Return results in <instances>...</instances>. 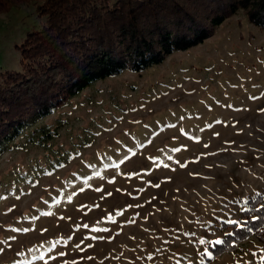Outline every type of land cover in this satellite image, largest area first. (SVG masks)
<instances>
[{"label":"rangeland","instance_id":"1","mask_svg":"<svg viewBox=\"0 0 264 264\" xmlns=\"http://www.w3.org/2000/svg\"><path fill=\"white\" fill-rule=\"evenodd\" d=\"M42 22L34 3L0 14V73ZM262 109L264 30L242 10L141 74L96 81L0 153V264H259L256 235L211 261L199 241L264 192Z\"/></svg>","mask_w":264,"mask_h":264},{"label":"trees","instance_id":"2","mask_svg":"<svg viewBox=\"0 0 264 264\" xmlns=\"http://www.w3.org/2000/svg\"><path fill=\"white\" fill-rule=\"evenodd\" d=\"M29 3L43 22L16 45L21 68L0 73V153L29 124L96 81L127 69L141 74L175 51L204 43L240 10L264 30V0H0V14ZM246 200L253 211L242 210L238 220L248 221L246 228L223 223L229 243L207 245L214 258L236 251L251 235L264 239V209L254 211L264 192Z\"/></svg>","mask_w":264,"mask_h":264},{"label":"snow or ice","instance_id":"3","mask_svg":"<svg viewBox=\"0 0 264 264\" xmlns=\"http://www.w3.org/2000/svg\"><path fill=\"white\" fill-rule=\"evenodd\" d=\"M228 107H231V105H228ZM261 111H264V109H262ZM183 119V118H182ZM197 142H198V138H197ZM206 147H207V145H205ZM133 155H135V153H133ZM169 159H171V157H169ZM182 167H186V165H181ZM97 175H99V173H97ZM110 183H113L114 181H109ZM155 187H159V184H157V185H154ZM97 191H103V189H96ZM118 191H119V189H118ZM107 195L108 196H110L111 195V193H107ZM257 195H259V193H257ZM17 199H19L20 197L19 196H17L16 197ZM0 199H3V197H0ZM69 202H71V200L69 199ZM243 204L245 205V207H243V211H245V212H248V211H253V209H249V208H247L246 207V205L248 204V200H245V201H243ZM97 207H98V205H97ZM129 207H132L131 205H129ZM136 207H141V205H137ZM261 209H264V203H262L261 205H260V208H257V209H254V211H256V212H259ZM10 211H11V209H10ZM119 215H123V212H119L118 213ZM43 215H52V213H50V212H46V213H43ZM61 219H63V217H61ZM109 219H111V217H109ZM250 219L252 220V221H256V220H259L260 219V217L259 216H252V217H250ZM114 222V221H113ZM130 223H134V220H132V221H129ZM224 224H228V225H233V226H235L236 228H239V229H241V230H243V229H245L246 228V226H247V222L248 221H243V222H241V221H238V220H235V219H231V218H229V219H227V220H223L222 221ZM79 225H77L76 226V229L78 230L79 229ZM83 227L84 228H88L89 226L87 225V224H85V225H83ZM12 231L13 232H19V231H24V232H27L28 231V229H17V228H13L12 229ZM91 231H93V232H99V231H101V229H97V228H92L91 229ZM103 231H107V229H103ZM247 231H249V232H251L252 230L251 229H247ZM228 237H231V236H233L234 235V233H227L226 234ZM86 238H89V237H86ZM10 239H15V237L13 236V237H11ZM72 239V237H69L67 240H63V244L65 245V246H67V244H68V242L70 241ZM90 239H93V240H96V239H104V237H97V236H92V237H90ZM0 243H4L3 241H0ZM61 243V241L60 240H57V241H55L53 244H52V247L53 248H55L56 247V245L57 244H60ZM83 243V241H81V244ZM199 243L201 244V245H209V246H212V247H217V246H222V245H225V244H228L229 243V241L228 240H226V239H223V238H218V239H215V240H213V241H208V240H205V239H201L200 241H199ZM81 244H77V245H75V247L78 249V250H80V251H83L84 249L83 248H81ZM230 246H234V245H230ZM9 247H10V245H9ZM88 247H93V245H88ZM3 251H4V249L3 248H0V254H2L3 253ZM29 251H31V250H29ZM17 255H20V253H18ZM66 255V253H59V256H65ZM203 255L209 260V261H211V260H213V255H212V253H211V251H205L204 253H203ZM252 255H253V257H255L256 256V253H252ZM56 257H53V259H55ZM149 258H151V257H149ZM41 259H43V257H41ZM86 259H92V257H86ZM259 262H260V264H264V250H261V254H260V256H259ZM64 264H76V261H72V262H68V261H65L64 262ZM247 264H252V262H247Z\"/></svg>","mask_w":264,"mask_h":264}]
</instances>
